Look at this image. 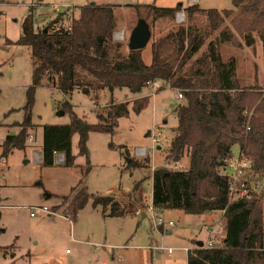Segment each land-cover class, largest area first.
I'll return each mask as SVG.
<instances>
[{
	"label": "trees",
	"instance_id": "trees-1",
	"mask_svg": "<svg viewBox=\"0 0 264 264\" xmlns=\"http://www.w3.org/2000/svg\"><path fill=\"white\" fill-rule=\"evenodd\" d=\"M231 2L235 9H202L199 3H178L175 7L146 5L152 22L175 19L181 10L186 18L184 24L152 40L150 63L145 62L142 49L128 47L124 54L125 44L114 40L118 18L113 5L89 2L76 6V12L58 13L44 26L36 25L30 12L22 21L20 37L7 40L30 48L33 68L24 119L15 124L19 131L3 141L1 156L8 158L15 148L26 147L33 125L36 89L41 85L64 94L76 88L113 91L124 87L138 93L153 82L160 83V90L170 85L182 92L184 101L177 109L178 126L166 160L177 163L187 156L188 165L180 170L154 168L153 209H176L193 215L223 212L225 236L214 246L190 248L187 264H264L260 250L264 241V95L259 85L243 84L237 72V59H225L221 52L222 44L234 43L238 32L247 46L261 42L264 65V0ZM199 16L205 17L204 25L198 23ZM216 30H220L218 35L208 41ZM147 99L140 97L135 105L139 108ZM60 109L70 113V122L61 126L62 139H58L57 126L48 127L54 135L46 144V152L52 159L54 153H63V163L71 167L76 158L71 151V137L79 135V154L88 157L89 133L114 132L129 105H108L105 114L97 113V123L80 117L68 101ZM235 144L240 146L238 156L251 161L245 177L248 194L243 197H233L231 179L220 173ZM149 162L148 156L143 160L131 157L128 167L148 166ZM50 163L53 162H43ZM87 164L90 165L89 161ZM89 169L90 166L85 174ZM249 176L263 181L259 191L250 186ZM139 186L140 183L135 184L129 198H134ZM90 196L86 186H74L69 194L60 195L61 202L51 211L66 205V216L70 218L69 214L84 208ZM92 204L110 206V216L126 212V207L113 195L94 196Z\"/></svg>",
	"mask_w": 264,
	"mask_h": 264
},
{
	"label": "rangeland",
	"instance_id": "rangeland-1",
	"mask_svg": "<svg viewBox=\"0 0 264 264\" xmlns=\"http://www.w3.org/2000/svg\"><path fill=\"white\" fill-rule=\"evenodd\" d=\"M85 2L114 6L118 26L113 38L125 44L124 54L133 28L140 19L146 20L151 29V38L142 48L146 63L151 62L152 40L186 22L183 10L179 11L184 17L181 23L178 12L175 19L152 22L146 5L175 7L178 3H199L202 9H235L231 0H0V264H187V253L182 248H193L197 241L207 243L209 239L219 242L225 236V221L221 212L213 217L152 207L154 168L183 169L188 165L187 156L177 163L166 160L178 126L177 109L184 101L170 85L160 90V83H150L138 93L126 87L113 91L76 88L68 94L41 85L36 89L33 125L26 147L15 148L8 158L1 156L3 141L7 135L19 131L15 124L24 119L33 68L30 48L7 40L16 41L20 37L22 21L30 12L35 24L44 26L57 15L53 7L64 9L66 5L79 6ZM72 6L69 10L76 12L77 7ZM205 22V17L199 16L198 23ZM219 31L212 32L208 41ZM235 36L234 43L222 44L221 52L225 59H237L242 83L259 85L264 95L262 44L257 40L254 47L247 46L241 34L235 32ZM145 96L148 99L138 108L136 99ZM65 101L89 123H97V113L105 114L112 103L129 105L128 113L119 117L114 132L89 133L88 157L79 154V135L71 137V151L76 155L71 167L57 162L63 153H54L52 159L46 152V144L54 135L48 127L57 126L58 139H62L61 126L70 122V113L62 114L60 109ZM153 130L159 132L156 146L151 137ZM138 147H147V154L136 153ZM239 153L240 146L235 144L230 156L236 158ZM146 156L150 159L148 166L128 167L131 157L143 160ZM45 160L53 163L43 164ZM87 161L90 169L85 174ZM248 178L253 189L262 188L263 181ZM137 183H140L137 193L129 198ZM77 185L86 186L91 195L84 208L69 214L70 218L66 216V205L52 212L51 208L61 202L60 195L69 194ZM98 195L115 196L126 207L125 214L110 216V206H93V198ZM36 206H46L49 212L32 209ZM31 211L36 215H31ZM158 218L165 221L162 228L156 225ZM170 220L174 225L168 224ZM206 225L214 227L212 236L205 230ZM162 245L166 249L152 248ZM167 248L174 251L169 253Z\"/></svg>",
	"mask_w": 264,
	"mask_h": 264
},
{
	"label": "built area",
	"instance_id": "built-area-1",
	"mask_svg": "<svg viewBox=\"0 0 264 264\" xmlns=\"http://www.w3.org/2000/svg\"><path fill=\"white\" fill-rule=\"evenodd\" d=\"M72 5H66L63 8H60L59 6H55L53 7L54 11L58 14L60 12H63V11H67L70 9ZM73 7V6H72ZM177 18H178V21L183 22V12H178L177 13ZM155 85L157 84L158 85V82H153ZM178 98L179 99H182L183 98V95H182V92H179L178 91ZM155 130L152 131L151 133V137H152V140L153 142L155 143L154 146H156L157 144V141L159 139V132H156ZM153 147V146H152ZM147 147H138L136 153H138L140 156H145L147 154ZM64 161V156L62 154L59 155V158L57 159V162H60V163H63ZM251 166V161L247 158H243V157H236V158H228L226 161H225V165H223L221 168H220V173L222 175H225L227 177H229L231 179V184H232V194H233V197H235L234 195H237V196H245L248 194V188H247V184H246V181H245V177L247 176L248 174V171H249V168ZM186 168V167H185ZM184 169V168H183ZM173 170H180V169H173ZM32 209L34 210H38V211H41V212H44V213H48L49 212V209L48 207L46 206H41V207H33ZM31 215H36V212L35 211H31ZM169 225H174V222L173 221H169L168 222ZM157 226H164L165 225V221L164 219L162 218H158L157 220ZM206 231L210 232V236H212L213 234V231L212 230L214 227H208L207 225L204 227ZM212 228V229H211ZM220 242V241H219ZM215 242L212 241V239H209L207 241V243H204V246L205 247H211V246H214ZM152 248H154L155 250H164L166 249V247H164L163 245L162 246H153ZM169 253H172L174 251V248H167ZM190 248L188 247H183L182 250H184L187 254H188V250ZM260 250L263 252L264 254V241L260 247ZM122 258L119 259V261H121ZM112 264H116L115 262H113Z\"/></svg>",
	"mask_w": 264,
	"mask_h": 264
},
{
	"label": "water",
	"instance_id": "water-1",
	"mask_svg": "<svg viewBox=\"0 0 264 264\" xmlns=\"http://www.w3.org/2000/svg\"><path fill=\"white\" fill-rule=\"evenodd\" d=\"M150 38H151V29L148 22L144 19H140L131 32V35L129 37L128 47L131 50L142 49L147 45ZM61 113L63 114L64 111H61ZM203 245H204L203 241H197L196 243V246L199 247H202Z\"/></svg>",
	"mask_w": 264,
	"mask_h": 264
},
{
	"label": "crops",
	"instance_id": "crops-1",
	"mask_svg": "<svg viewBox=\"0 0 264 264\" xmlns=\"http://www.w3.org/2000/svg\"><path fill=\"white\" fill-rule=\"evenodd\" d=\"M86 3V2H85ZM85 3H82V4H79V6L80 5H83V4H85ZM74 6H76V5H74ZM73 6V7H74ZM151 199H152V197H151ZM216 212H221V214H223V212L222 211H213V212H209V213H206V214H209V215H213L214 213H216ZM218 216V215H217ZM221 216V215H220ZM213 217H215L214 215H213ZM211 218V217H210ZM167 234H171V232L170 231H167Z\"/></svg>",
	"mask_w": 264,
	"mask_h": 264
}]
</instances>
